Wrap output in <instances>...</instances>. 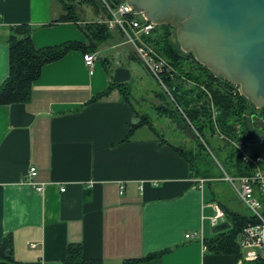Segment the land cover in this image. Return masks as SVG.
Wrapping results in <instances>:
<instances>
[{
    "label": "crops",
    "instance_id": "obj_1",
    "mask_svg": "<svg viewBox=\"0 0 264 264\" xmlns=\"http://www.w3.org/2000/svg\"><path fill=\"white\" fill-rule=\"evenodd\" d=\"M59 12L56 0H0V82L10 25L33 27L35 48L85 42L74 22L50 23ZM97 50L91 72L83 52L69 50L41 66L26 102L0 104V240L10 235L18 264H70L68 244L100 264H234L233 254L207 251L202 239L217 232L213 204L243 212L208 180L197 186L201 177L168 145L178 141L174 120L155 116L131 128L135 115L116 88L89 102L110 81L139 94L146 76L131 49L103 59ZM30 166L40 190L26 182Z\"/></svg>",
    "mask_w": 264,
    "mask_h": 264
},
{
    "label": "trees",
    "instance_id": "obj_2",
    "mask_svg": "<svg viewBox=\"0 0 264 264\" xmlns=\"http://www.w3.org/2000/svg\"><path fill=\"white\" fill-rule=\"evenodd\" d=\"M56 1L59 4L60 12L50 20V23L56 21L74 22L84 35L85 42L67 41L57 45L35 48L30 40L33 27L28 24H16L6 27L7 74L0 82V104L26 102L29 98L31 82L39 75L42 65L61 58L67 51L73 49H80L82 52H95L100 45L110 40L114 35L100 19L88 21L84 24L76 22L73 15L74 7L70 4L72 0ZM85 2L91 5L94 14L102 12L107 15L98 0H85ZM168 27V24H156L151 33L144 37L145 42L172 69L169 73L162 72L160 76L167 93L164 90L153 92L154 96H159L162 102H171L172 108L169 109L165 105L164 108L159 109L169 117H173L174 113L183 115L184 120L195 130L196 136L199 138L202 137L200 134L202 129L209 131V137L216 134L223 140L224 137L251 140L257 135L264 134L263 108H256L238 91L237 85L229 83L220 75H214L205 65L197 62L191 51H182L176 39L174 42L170 40V35L175 38V33L170 34ZM157 30L159 32H156ZM128 56L145 69L132 50H130ZM147 74L155 81L148 72ZM174 80H177L178 84L172 82ZM183 82H189L191 86L183 88L181 87ZM112 88L118 90L121 100L128 103L133 110L136 121L131 124V128L147 122L145 121L146 117L141 116L140 110L133 105L130 83L110 81L103 90L91 96L89 102L98 100ZM258 122H261V125ZM257 132L258 134H256ZM201 144L200 146H202ZM168 145L187 161L195 176L202 177V172L197 167L195 153H192L191 150L183 152L177 145ZM230 147L232 151L228 156V161H230L231 156L236 160L231 163L227 173L231 175L245 173V164L241 162L237 151L232 146ZM251 152L261 154L264 157V148ZM221 209L224 213V221L229 224L228 227L217 231L209 238L202 239V243L207 251L215 254H233L236 259L240 255L236 234L246 223L252 222L253 219L247 212L237 213L225 208ZM157 254H148L143 259L153 258ZM66 260L70 264H100L98 260L83 259L78 244L67 245ZM0 264H18L12 255V241L9 234L3 235L0 240Z\"/></svg>",
    "mask_w": 264,
    "mask_h": 264
},
{
    "label": "water",
    "instance_id": "obj_3",
    "mask_svg": "<svg viewBox=\"0 0 264 264\" xmlns=\"http://www.w3.org/2000/svg\"><path fill=\"white\" fill-rule=\"evenodd\" d=\"M154 24L175 28L182 51L238 86L264 111V0H124ZM220 222L212 231L228 227Z\"/></svg>",
    "mask_w": 264,
    "mask_h": 264
},
{
    "label": "built area",
    "instance_id": "obj_4",
    "mask_svg": "<svg viewBox=\"0 0 264 264\" xmlns=\"http://www.w3.org/2000/svg\"><path fill=\"white\" fill-rule=\"evenodd\" d=\"M98 1L107 13L106 17L101 19L106 28L123 36L149 74L161 87L165 88L160 76L162 72L169 73L172 69L144 40V37L151 33L156 24L149 21L140 10H135L127 5L124 0ZM81 58L88 71L91 72L95 60L94 52H83ZM164 90L166 91V88ZM224 140L237 151L241 162L246 166V172L239 175L223 172L221 178L231 186L237 200L253 219L236 234L240 255L235 259L234 264H264V168L262 167L264 157L251 152L253 145H258V150L264 148V134L251 140L226 137ZM34 174V167L30 166L27 170L26 182L33 189L40 190L41 186L31 180ZM205 181L206 179L197 178V186H202ZM62 190L63 188H60V191ZM212 208L213 214L209 217V221L214 226L220 223L219 221L223 222L225 217L221 207L213 204ZM191 235L184 234V237H191Z\"/></svg>",
    "mask_w": 264,
    "mask_h": 264
},
{
    "label": "rangeland",
    "instance_id": "obj_5",
    "mask_svg": "<svg viewBox=\"0 0 264 264\" xmlns=\"http://www.w3.org/2000/svg\"><path fill=\"white\" fill-rule=\"evenodd\" d=\"M72 6L74 7L73 15L76 19V22L79 24H84L88 21L98 20L101 18L106 17L102 12H98L97 14H94L93 8L90 4L85 2V0H72L70 2ZM104 16H103V15ZM159 30V29H158ZM156 32H159V31ZM168 30L170 34L175 33V28L171 25H169ZM115 35L112 36L110 40H107V42L103 43L97 50L98 57H101L103 59L106 54H111L115 56V54L118 53H127L131 49L130 45L124 40L123 36L118 34L116 31H112ZM173 35H170V40L174 42ZM113 42V43H110ZM108 43L111 45H114L115 48H110L111 46L108 45ZM134 53V52H133ZM156 53V52H155ZM128 54V53H127ZM157 54V53H156ZM135 55V54H134ZM158 55V54H157ZM136 56V55H135ZM159 56V55H158ZM138 59V58H137ZM141 63V62H140ZM139 65V64H138ZM142 68V67H141ZM143 69V73L146 75L144 78H140V82L142 84V87H140L139 94L137 90L134 91L131 89V100L133 102V105L136 107V109L140 110L141 116L146 117L145 121H149V119H155V116L166 118L168 120H174L173 127L175 129L176 127V139L177 146L183 151L188 152L189 151V142H191L192 146V152L196 154L197 156V167L202 172L201 178L208 180L210 184H212L213 188H216L219 190V194L224 197L228 201V205L231 209L239 212L246 213V209L240 204V202L237 200L232 188L230 185L222 180L220 177H222L223 172L229 169L231 163L235 162V158L231 156L230 161L229 160V154L232 151V148L229 146L228 143L225 142V140L218 137V135H213L212 137H209V131H206V129H202L200 131V134L202 137H197L195 130L191 127V131L193 130V137L191 139L189 138V126L186 124V120H184L183 115H180L179 113H174V116L169 117L166 113L162 112L159 108H164L165 105H167V108H172V103L168 102H162L159 98V96H154L153 92H160L163 91L165 88L161 87V85L153 81L147 74L148 70ZM147 71V72H146ZM149 73V72H148ZM147 77V79H146ZM175 84H178L177 80L172 81ZM191 84L188 83H181V87L187 88L190 87ZM238 88V87H237ZM167 93V90L165 91ZM169 97V95H167ZM140 98V99H139ZM170 104V105H169ZM161 106V107H160ZM146 115V116H145ZM143 117V118H144ZM175 122V123H174ZM188 123V122H187ZM258 124V123H256ZM258 134V132L256 133ZM255 134V135H256ZM258 137V136H257ZM256 138V136H255ZM202 143L200 146V143ZM201 147L199 148L198 147ZM256 148L258 145H255ZM262 166L264 167V162H262ZM208 178V179H207ZM221 222V221H219Z\"/></svg>",
    "mask_w": 264,
    "mask_h": 264
}]
</instances>
